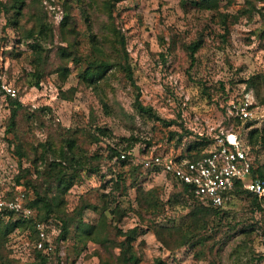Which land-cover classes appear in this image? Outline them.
<instances>
[{"label":"rangeland","instance_id":"rangeland-1","mask_svg":"<svg viewBox=\"0 0 264 264\" xmlns=\"http://www.w3.org/2000/svg\"><path fill=\"white\" fill-rule=\"evenodd\" d=\"M194 1L22 0L16 15L14 0H0V81L19 102L10 122L0 101V196L25 190L47 264H123L122 241L128 264H264V208L234 196L182 243L178 227L204 204L151 163L208 150L220 131L247 134L229 106L244 95L264 104V0ZM254 157L261 165L264 150ZM3 229L0 264H35V228Z\"/></svg>","mask_w":264,"mask_h":264},{"label":"built area","instance_id":"built-area-1","mask_svg":"<svg viewBox=\"0 0 264 264\" xmlns=\"http://www.w3.org/2000/svg\"><path fill=\"white\" fill-rule=\"evenodd\" d=\"M7 98L17 99V91L12 84L1 80L0 101ZM227 112L228 120L251 121L256 127L257 122L264 118V104L258 105L252 96L244 95L231 103ZM151 163L164 175L186 185L188 192L203 204L222 206L239 182L264 205V183L252 174L256 168L254 153L247 134L241 135L238 130L230 128L214 135L211 138V147L199 158L153 153ZM23 202L24 194L21 191L9 200L0 196V210L14 211L26 220L32 215V210L24 207ZM34 228L37 240L33 242L32 248L42 249L46 239L44 226L38 221Z\"/></svg>","mask_w":264,"mask_h":264},{"label":"trees","instance_id":"trees-1","mask_svg":"<svg viewBox=\"0 0 264 264\" xmlns=\"http://www.w3.org/2000/svg\"><path fill=\"white\" fill-rule=\"evenodd\" d=\"M14 5L12 6V9H15L16 12L15 14H19L21 7H22V0H14ZM107 3L110 4L109 1H107ZM195 6H197L200 9H211L215 7V0H198V1H194L193 2ZM0 5H2L0 3ZM106 7H109L106 4ZM262 17L264 19V13H262ZM67 19V18H66ZM198 42L197 43H193L191 45L188 46V49L190 50V59L191 61L194 60V52L197 49L198 46ZM123 47V43L121 45ZM95 67L99 66V67H104V69H107L110 64H108L107 62H99L98 65L94 64ZM93 66V67H94ZM89 66L86 68V75L87 74H92V71H89ZM125 70L128 71V75L129 78L131 77V74L129 73V66L127 65ZM94 74V73H93ZM85 77V76H84ZM38 80V78H37ZM36 83V82H35ZM7 100H9V102L11 103L13 109L11 110L10 113V122H13V118L15 115V108L19 107V102L16 101V99H12V98H7ZM238 101V100H236ZM136 105L138 107L139 110H142L143 107L142 105L139 103L138 100H136ZM229 122L234 123V126L236 128H241L243 130L245 129H249L248 133H247V139L249 144L251 145V151L257 155L259 150H264V125L261 127H255V125L253 124V122L251 121H241L239 119H231L228 120ZM239 131V130H238ZM110 151H112V153L114 155H118L119 153L114 149L111 148ZM207 153V150H203L199 153H195V154H189L188 158L190 159H194V158H199L200 156L204 155ZM255 165L256 168L253 170L252 174L253 177H257L259 180H261L264 183V162L259 165L258 162L255 160ZM180 188V190L187 194L189 197L193 198V200H197V198H195L192 194H190L188 192L187 186L182 184V183H178L176 182ZM19 191H21L24 194V202H23V206L24 207H28L32 210V215L28 218V219H22L20 216H18L14 211H6V210H0V225L4 228L2 233H8L19 221L22 222H29L31 224L32 227H34L36 222H40L39 219V214H37L36 208L33 207V205H31V202L27 201L26 197H25V190L24 189H20ZM138 192V198L139 200H146L147 205H149V198H150V192H146L143 191L142 189H137ZM16 194V193H15ZM241 194H245L247 196L251 197V202L252 204L259 210L263 211L264 205L262 204V202L256 197V195L248 192L247 190H245L241 184L239 182H237L233 188V190L229 193V199L222 205V206H212L210 204H204V205H200L198 203L195 202L196 207L194 209H191L190 213H191V218L189 220V222L187 224H183V226L178 227L179 231L178 233L180 234V238H181V242L184 243L186 242L188 239H191L193 237V234L196 233L197 229L200 228H204V226L209 224V221L211 219H214L216 216H218V214L220 213V211H222L226 205H228L231 202V198L234 196H239ZM14 197V194L8 196V197H3V199L5 200H9L11 198ZM194 200V201H195ZM39 202H42V206L44 207L45 210V215H47L51 210V204L46 200V199H42L40 197L37 196V199L33 202V204H38ZM149 207V206H148ZM202 223V224H201ZM178 229H176L177 231ZM62 233H66L65 227L62 228ZM33 235H35V240H37V234L36 231H33ZM132 237L127 236V241H130ZM44 247L42 249H35L32 248V252L34 253V259L36 261L35 264H47L49 263L50 260V252L48 250H46V248H49L48 246V242L46 239H44ZM121 250V260L123 261V264H128L130 262H132L135 257L129 253V246L125 244V242H120L119 246H118Z\"/></svg>","mask_w":264,"mask_h":264}]
</instances>
